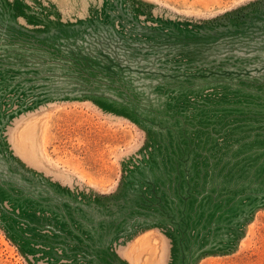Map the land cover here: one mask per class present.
Returning a JSON list of instances; mask_svg holds the SVG:
<instances>
[{
  "label": "rangeland",
  "instance_id": "rangeland-1",
  "mask_svg": "<svg viewBox=\"0 0 264 264\" xmlns=\"http://www.w3.org/2000/svg\"><path fill=\"white\" fill-rule=\"evenodd\" d=\"M0 264H264V0H0Z\"/></svg>",
  "mask_w": 264,
  "mask_h": 264
}]
</instances>
